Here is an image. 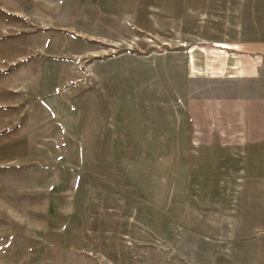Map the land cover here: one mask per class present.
I'll return each instance as SVG.
<instances>
[{
  "label": "rangeland",
  "instance_id": "obj_1",
  "mask_svg": "<svg viewBox=\"0 0 264 264\" xmlns=\"http://www.w3.org/2000/svg\"><path fill=\"white\" fill-rule=\"evenodd\" d=\"M239 22L264 0H0V264H264V170L186 112L239 92L204 67Z\"/></svg>",
  "mask_w": 264,
  "mask_h": 264
},
{
  "label": "crops",
  "instance_id": "obj_2",
  "mask_svg": "<svg viewBox=\"0 0 264 264\" xmlns=\"http://www.w3.org/2000/svg\"><path fill=\"white\" fill-rule=\"evenodd\" d=\"M239 24L240 22L233 41L221 38L210 39L212 42H224L227 45H218L219 48L208 47L207 57L217 56V58L212 61L205 60L204 65L205 69L213 71L208 76L238 81L236 88L239 92L188 99L186 112L196 132L201 130L200 133L204 136L217 138L221 145H233L236 148L235 153L247 155L250 152L254 158L251 168L262 171L264 170V30L261 29L260 37L244 36L243 26Z\"/></svg>",
  "mask_w": 264,
  "mask_h": 264
}]
</instances>
